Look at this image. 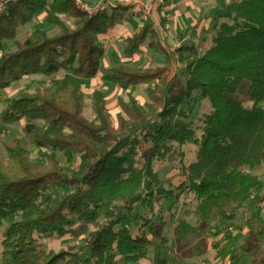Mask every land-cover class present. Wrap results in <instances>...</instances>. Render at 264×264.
Masks as SVG:
<instances>
[{
  "label": "trees",
  "instance_id": "trees-1",
  "mask_svg": "<svg viewBox=\"0 0 264 264\" xmlns=\"http://www.w3.org/2000/svg\"><path fill=\"white\" fill-rule=\"evenodd\" d=\"M128 9L117 5L91 15L71 0H19L0 15V91L25 75L51 77L44 87L10 96L0 110V126L25 121L23 136L44 160H31L19 141L0 155V264H134L150 250L151 264H182L162 234V201L194 198L198 226L181 220L179 234L197 235L201 226L215 237L224 227L226 241L233 236L229 228L240 229L230 224L239 213L250 215L245 203L264 211V170L254 172L264 165V0H234L215 10L207 46L191 41L175 49L184 64L178 72L152 24L126 37V57L144 45L163 63L103 69L101 80L122 90L147 86L144 105L130 94L117 98L114 125L98 89L91 117L85 114L81 79L96 76L104 55L100 36ZM44 11L56 32L35 26L19 38L20 28ZM201 101L210 110L197 132L191 114ZM190 144L195 159L185 164L182 147ZM62 158L70 165L78 159L76 169ZM176 158L178 172L158 178L155 163L171 166ZM75 222L93 229L70 250L48 249L33 237L61 238ZM229 259L239 264L235 254Z\"/></svg>",
  "mask_w": 264,
  "mask_h": 264
},
{
  "label": "rangeland",
  "instance_id": "rangeland-1",
  "mask_svg": "<svg viewBox=\"0 0 264 264\" xmlns=\"http://www.w3.org/2000/svg\"><path fill=\"white\" fill-rule=\"evenodd\" d=\"M205 7L209 8V12L211 15L208 17L204 13L200 14L198 23L190 24L188 28L181 31V33L174 35L175 37L169 39V46L171 48H175L179 46L182 42H189V40L193 41L194 44L200 47V44H206V46L211 41V32H213L212 24H213V13L218 8L225 6L231 0H204ZM201 1V2H204ZM18 2V1H17ZM14 4V3H13ZM152 8V4H151ZM133 8L130 7L128 12L131 13ZM152 11V10H151ZM134 15L129 14L127 17L133 19ZM140 18V16H136ZM207 18H210L209 24H207ZM155 19L153 12H150L145 18L141 19V23L146 22V20ZM198 18H195V21ZM65 23L68 27H73V21L64 17ZM203 21V22H201ZM187 26V23H185ZM27 26V27H26ZM39 26L43 28H47L51 33H55V27L50 25L46 20V12L38 15L31 23H27L24 28L21 29L19 33V38L23 37L30 33L33 27ZM208 29H207V28ZM129 33H132L138 28V23L134 25L128 26ZM166 28V27H165ZM28 30V31H26ZM122 31V29H121ZM120 31V32H121ZM209 32V34H207ZM119 35V34H118ZM182 35V36H181ZM120 35L119 37H122ZM119 37H114L110 39H101L103 49H104V59L110 57V65L114 63H130V64H145L158 66L163 63L162 56L153 55L151 51L144 49L141 47L133 56L126 57L123 54L124 44L119 39ZM9 43H6L4 46V50L9 49ZM112 53V54H110ZM176 68L175 71H179V68H183L184 64L177 59L175 55ZM62 73L59 72L54 77L59 76ZM183 79V78H182ZM51 77L43 76L41 74H32L29 76L23 77L19 82H14L10 84L7 88L0 91V110L6 106V100L10 96L17 95L18 92L21 91H34L36 87H44L49 84ZM84 95H85V114L91 117L89 111V104L91 100V94L95 89L100 90L105 98L107 103V108L110 112L113 124H116V117L120 112L119 107L117 106V98L119 96L127 99V95H132L136 101L140 105H144L147 97V86H135L124 91L118 87H114L107 82H101L99 77L90 81L81 79ZM182 81V80H181ZM183 84V81L180 82ZM210 105L207 101H201L199 105L193 109V113L191 114V123L193 127H196L197 132H200V129L197 126L201 125L202 118L204 115L209 112ZM24 120H19L13 125L0 126V155L6 156V146L13 145L16 141H19L23 144L29 151L30 157L33 161H44L42 156L39 154L38 149L31 146L26 142L23 132L22 126L24 125ZM185 152L184 163L188 164L195 159V146L192 144L185 145L182 147ZM78 161V159H77ZM75 161V162H77ZM75 162L70 165L65 162L62 158L61 163L65 166H68L70 169H76L77 165ZM180 163V162H179ZM178 158H176L171 166H167L162 163H155L154 170L156 171L158 178L164 179L171 173H177L179 170ZM264 170V165L255 170L254 172L260 174ZM174 182L177 183V179H174ZM164 187H167V182L163 184ZM64 191L63 189H56L55 194ZM186 200V201H184ZM246 207L250 211V215L248 217H243L240 212L237 219L230 223L232 225L238 224L240 229L238 231L231 229L232 239L231 240H223L222 234L225 233L224 227H220L219 235L217 236H206L209 235L205 230L203 231L201 226L198 228V234L192 235L190 233L180 235L178 226L181 224V220H186L189 224H193L198 226L197 217L194 215L192 209L196 207V202L194 198H189V200L182 198V201H179L177 204L170 203L168 201H162L159 203V207L163 213V217L167 225L162 230L163 236L168 240V243L172 245L173 252L181 258L182 264H205L204 258L206 260H210V264H229L230 259L229 256L231 254H235L238 257V263L242 264H258L260 259L264 257V234H257L259 230L264 228V211L263 210H254L253 207H250L248 203H245ZM188 207L185 208L186 206ZM249 206V207H248ZM189 212L190 215L187 214ZM11 219H7L4 221L5 223L9 222ZM216 224V223H215ZM213 225V223H212ZM72 231L67 233L65 236L58 238L54 235L45 234V235H37L34 234V238L37 239L44 247L54 250H70L74 245H81L83 238L87 235V233L92 230V226H82L80 223L75 222L71 227ZM178 238L179 243L176 242ZM218 244V248L214 247V244ZM242 246H244L247 251L242 250ZM199 247L200 249H197ZM200 251L198 255H196V251ZM1 251V247H0ZM151 250L148 254V257L134 264H151ZM213 260V261H212ZM212 261V262H211ZM255 261V262H253Z\"/></svg>",
  "mask_w": 264,
  "mask_h": 264
},
{
  "label": "crops",
  "instance_id": "crops-1",
  "mask_svg": "<svg viewBox=\"0 0 264 264\" xmlns=\"http://www.w3.org/2000/svg\"><path fill=\"white\" fill-rule=\"evenodd\" d=\"M96 1L97 0H86V2L90 5H93ZM151 1H152V3H151L152 8L150 9V12H153L155 19H153V20L150 19L148 21L146 20V22L141 23V19L145 18V16H147L150 12L147 15L143 16L139 12L135 11L134 9L131 13H129L127 11V13L125 14L123 19H121L120 21L115 23L114 26L105 35L100 36V40L101 39L103 40V38H105V39H110V38H114V37L117 38L120 35L124 34V36L119 37V39L123 42V40L126 37L131 36L134 33H136L144 23H150L153 25L154 29L158 32L159 37L161 39V42L164 44V46L173 55V58H174L173 70H175V68L177 67L176 61H175V55H176L175 49L178 48V46L175 48H171L168 44L170 42L169 39L174 38L175 37L174 35H177V34L181 33V31L190 27L189 25L192 23L201 24L198 22L200 14L204 13L206 16L209 17L211 15V13L209 12V8L204 6L205 5L204 0H170L169 4L162 7L161 9H160V4H162L163 0H151ZM201 1H204V2H201ZM231 1H234V0H231ZM231 1H229V2H231ZM129 8H130V6H129ZM110 10H111V8L106 9V11L108 13H110ZM41 13H39L38 15H40ZM43 13H45V11ZM129 14L134 15L133 19L127 17ZM136 16H140V18H137ZM195 18H198L196 20V22H194ZM32 21H30V23ZM209 21H210V18H207V24H209ZM201 22H203V21H201ZM135 23H138V28L135 31H133L132 33L126 32L129 29L128 26L134 25ZM185 23H187V26ZM22 28H24V26L20 28V31ZM121 29H122V31H121ZM26 31H28V30H26ZM207 34H209V32ZM18 37H19V34H18ZM189 42H191V40H189ZM189 42H182V43L188 44ZM123 44H124V42H123ZM141 47H144V49L148 50L144 45H142ZM124 48H125V45H124ZM124 48H123V54H124ZM110 54H112V53H110ZM103 59H104V57L102 58L101 66H100V69L97 72L96 76H94L93 78L88 79V80L92 81V80L96 79L97 77H99V80L101 82H103L101 80L102 71H103V69L111 66L110 65V57L107 58L106 60H103ZM25 76H27V75H25ZM25 76H23V77H25ZM108 84H110V83H108ZM110 85H112V84H110ZM112 86H114V85H112ZM140 86H142V85H140ZM144 86H146V85H144ZM114 87H117V86H114ZM124 91H127V90H124ZM187 214L189 215V212H187Z\"/></svg>",
  "mask_w": 264,
  "mask_h": 264
},
{
  "label": "built area",
  "instance_id": "built-area-1",
  "mask_svg": "<svg viewBox=\"0 0 264 264\" xmlns=\"http://www.w3.org/2000/svg\"><path fill=\"white\" fill-rule=\"evenodd\" d=\"M19 0H0V15L6 10L7 6L16 3ZM77 10L88 14H95L102 10H106L117 5H127L135 11L145 16L150 12L151 0H97L93 5H90L86 0H71Z\"/></svg>",
  "mask_w": 264,
  "mask_h": 264
}]
</instances>
